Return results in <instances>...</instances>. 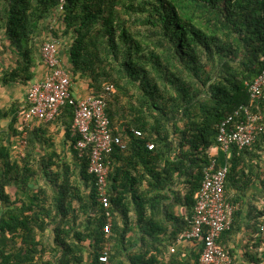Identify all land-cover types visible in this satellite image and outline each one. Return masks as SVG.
Listing matches in <instances>:
<instances>
[{"label": "trees", "instance_id": "obj_1", "mask_svg": "<svg viewBox=\"0 0 264 264\" xmlns=\"http://www.w3.org/2000/svg\"><path fill=\"white\" fill-rule=\"evenodd\" d=\"M60 6L0 0V85L34 82L48 21ZM58 20L52 34L68 43L71 79L90 80L93 95L114 86L106 114L114 133L127 136L126 148H114L105 161L110 231H103L106 211L88 154L73 149V169L43 155L31 123L23 156L13 161L0 143V264H192L190 255L166 251L185 241L206 166H227L233 203L255 180L264 198V133L242 151L232 147L229 158L210 154L218 125L251 106L248 86L264 71V0H64ZM257 108L264 115V100ZM17 113L13 105L0 119L16 126ZM72 118L66 103L55 120L71 125ZM177 207L190 214L176 215ZM262 216L250 210L254 221ZM192 241L201 252L202 238ZM105 244L110 252L101 263Z\"/></svg>", "mask_w": 264, "mask_h": 264}, {"label": "built area", "instance_id": "obj_2", "mask_svg": "<svg viewBox=\"0 0 264 264\" xmlns=\"http://www.w3.org/2000/svg\"><path fill=\"white\" fill-rule=\"evenodd\" d=\"M63 3L64 0H61L59 13ZM59 13L49 19L50 32L40 47L41 63L46 69V74L41 81L29 86L26 100L16 116V123L22 130L19 145L25 147V129L31 123L53 121L62 106L71 104L73 118L70 131L75 138L73 149L78 157L88 154V173L94 177L97 201L106 211L107 222L103 231L109 233V167L105 161L114 148H126L127 136L123 134L124 129L122 133H114L106 114V103L114 92L113 85L105 84L99 95L92 94L84 98L72 96L70 74L61 66L57 56L61 42L52 34L58 28ZM248 92L251 106L238 108L217 127L216 143L225 152L230 151L232 147L242 151L253 145L257 137L264 133V115L257 108L258 103L264 100V71L248 86ZM135 134L140 135L139 132ZM147 148L151 150L153 145L147 144ZM227 172V166L216 167L214 161L204 168L201 185L195 196L191 226L182 235L190 241L202 238L198 264L233 262L229 250L219 244L221 236L230 230L233 215L237 210V206L229 202L226 196ZM260 220L259 235L264 240V212ZM109 252V244H105L98 257L99 262L107 263Z\"/></svg>", "mask_w": 264, "mask_h": 264}, {"label": "crops", "instance_id": "obj_3", "mask_svg": "<svg viewBox=\"0 0 264 264\" xmlns=\"http://www.w3.org/2000/svg\"><path fill=\"white\" fill-rule=\"evenodd\" d=\"M60 42L61 44L57 56L60 60L61 66L70 74L72 66L67 49L68 43L61 39ZM10 64V60L6 59L4 68H8ZM45 74L46 69L40 62L36 68V78L34 82L41 81ZM71 81V93L74 98H84L93 94L90 80L77 74L74 78L72 77ZM31 84L32 83L1 84L0 111H9L13 105H15L16 110L19 111L26 100L27 91ZM35 125L39 130L41 137V143L39 145L41 146L42 154L48 156L54 154L73 169L75 159L73 153L75 151L73 150V147L71 148V140L73 139V136L70 131V122L68 125H65L53 120L49 122L35 123ZM18 129L22 133V130L17 123L16 126L14 123H11L10 117L0 119V143L9 149V157L13 161L16 160L17 157L23 156L25 149V147L22 148L19 145L21 135L17 136ZM221 153L224 154V157L226 156V158L230 157V151L225 153V151L221 150L218 145L210 151V154L215 157H219ZM6 190L13 198L15 189L10 186L7 187ZM179 191L181 192V197H183L185 191L181 187L179 188ZM261 191L262 188L259 181L255 180V182L245 190L244 196H242V198L240 197L235 203L230 200L234 191H231L230 194L225 191L229 202L237 206L236 212L239 210L242 211L234 222V230H232L230 235H222L219 240V244L228 249L229 253H231L230 255H232L233 258L232 264H264V240L262 238L260 239L259 234L253 232L254 223H261V220L254 221L249 217L250 210H252L253 207H256V210L258 211L264 212V198H260L258 195ZM175 213L181 217H187L190 214V212L183 207H177ZM178 244H181L180 247L172 246L168 249L169 251H166V253L169 254L170 252V254H172L180 251L183 253L182 256L186 257L187 255H190L191 263L195 264V261L199 257L200 247L195 242L187 241L186 239L181 243L178 241ZM171 250H173V252H171Z\"/></svg>", "mask_w": 264, "mask_h": 264}]
</instances>
